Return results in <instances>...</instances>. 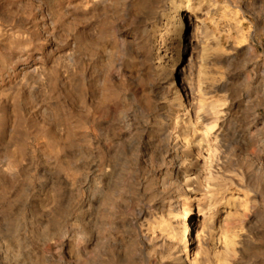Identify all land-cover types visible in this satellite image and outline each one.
Returning <instances> with one entry per match:
<instances>
[{
    "label": "rangeland",
    "instance_id": "rangeland-1",
    "mask_svg": "<svg viewBox=\"0 0 264 264\" xmlns=\"http://www.w3.org/2000/svg\"><path fill=\"white\" fill-rule=\"evenodd\" d=\"M165 233L264 264V0H0V264H183Z\"/></svg>",
    "mask_w": 264,
    "mask_h": 264
},
{
    "label": "bare ground",
    "instance_id": "bare-ground-1",
    "mask_svg": "<svg viewBox=\"0 0 264 264\" xmlns=\"http://www.w3.org/2000/svg\"><path fill=\"white\" fill-rule=\"evenodd\" d=\"M206 113V112H205ZM204 114V113H203ZM204 115H206V114H204ZM208 116V115H207ZM200 117H201V115H200ZM202 118V117H201ZM201 118H200V120H201ZM204 120V119H203ZM199 122V121H198ZM201 122V121H200ZM203 122H205V121H203ZM200 124H202V123H200ZM201 126V125H200ZM204 126V125H203ZM197 129H198V127H199V125L198 126H195ZM204 127H202V129H203ZM201 129V130H202ZM205 129H207V128H205ZM196 130V129H195ZM201 130H199L198 131V136H199V133L201 134ZM203 131V130H202ZM196 132H197V130H196ZM196 132H194V134H196L197 135V133ZM207 131H205L204 133L202 132V134H201V137L203 136V138L206 140V142H207V140H209L208 138H210L209 137V135L206 133ZM213 133V132H212ZM210 134V133H209ZM215 134H216V132H215ZM219 133H217L216 135H218ZM217 138V137H216ZM194 142H192V144H193ZM189 144H191V143H189ZM203 145H204V141L203 140H201L200 141V144H199V147L202 149L203 148ZM202 216H203V219L204 220H206V216L207 215H205V213H203L202 214ZM204 223V222H203ZM201 224H202V222H201ZM202 225H204V224H202ZM203 227H205V226H203ZM159 235V234H158ZM157 235V236H158ZM156 236V235H155ZM154 237V236H153ZM144 238H147V235H145L144 236ZM159 238V237H158ZM153 239V238H152ZM168 248H169V250L171 251V255H172V258L174 259V260H176V261H178V262H180V263H183V264H190L191 263V260H190V257H189V252H188V250H187V239L185 238H182V237H176V236H170V235H167L166 233L165 234H162L161 235V237L159 238ZM155 240V239H154ZM156 240H157V237H156ZM182 244H183V246H182ZM182 246V247H181Z\"/></svg>",
    "mask_w": 264,
    "mask_h": 264
}]
</instances>
